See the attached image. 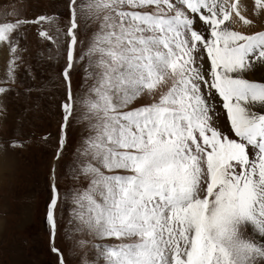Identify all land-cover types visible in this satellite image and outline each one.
Returning a JSON list of instances; mask_svg holds the SVG:
<instances>
[{"label":"snow or ice","instance_id":"6c2138e0","mask_svg":"<svg viewBox=\"0 0 264 264\" xmlns=\"http://www.w3.org/2000/svg\"><path fill=\"white\" fill-rule=\"evenodd\" d=\"M67 7L64 20L17 12L0 21L8 51L0 95L14 90L25 63L23 25L37 26L49 59H66L45 210L57 264H65L55 239L69 202L72 231L93 241L84 264H264V78H249L264 66V28L254 30L264 0ZM77 67L83 84L73 92ZM72 120L85 123L87 135L69 166L76 185L61 193L56 165Z\"/></svg>","mask_w":264,"mask_h":264},{"label":"rangeland","instance_id":"374dc122","mask_svg":"<svg viewBox=\"0 0 264 264\" xmlns=\"http://www.w3.org/2000/svg\"><path fill=\"white\" fill-rule=\"evenodd\" d=\"M67 4L68 0H0V21L16 18L17 12L29 20L40 14H58L64 20L68 16ZM262 28L264 19H257L254 30ZM19 40L27 49L25 63L17 70L14 90L0 95V146H3L0 147V264H57V256L50 250L45 210L62 115L59 105L66 92L60 75L66 59L55 52L49 59V44L38 37L36 25H23ZM7 60L8 51L0 46V81L4 79ZM260 73L252 71L249 78H264V68ZM71 83L73 92L81 88V67L72 72ZM0 86L6 85L0 83ZM67 132L68 143L56 165L61 193L76 185L69 166L77 145L87 135L86 124L72 120ZM46 133L52 134L47 143L40 139ZM13 139L27 144L22 149L7 147ZM62 207L55 245L63 254L65 264H84L86 254L94 255L93 241L72 231L75 222L69 223L71 203ZM80 240L85 243L81 245Z\"/></svg>","mask_w":264,"mask_h":264},{"label":"bare ground","instance_id":"6f19581e","mask_svg":"<svg viewBox=\"0 0 264 264\" xmlns=\"http://www.w3.org/2000/svg\"><path fill=\"white\" fill-rule=\"evenodd\" d=\"M240 1V0H239ZM241 2V1H240ZM264 68V66H260V67H257V68H255L253 71L255 72V73H257V74H261L260 73V70H262ZM262 75V74H261ZM6 172V171H5Z\"/></svg>","mask_w":264,"mask_h":264}]
</instances>
